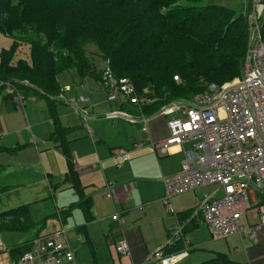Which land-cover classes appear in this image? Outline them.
<instances>
[{
	"label": "trees",
	"instance_id": "1",
	"mask_svg": "<svg viewBox=\"0 0 264 264\" xmlns=\"http://www.w3.org/2000/svg\"><path fill=\"white\" fill-rule=\"evenodd\" d=\"M181 1L0 0V34L12 39L8 48L0 49V94L12 99L4 90L9 85L23 97L31 93L47 98L54 125L51 140L67 161L64 181L76 192L81 189L67 148V129L60 126L53 101L63 92L57 78L62 72L79 77L95 73L87 43L95 45L99 61L109 59L116 76L131 80L139 96L154 99L142 109L148 115L175 99L190 100L210 83L222 85L239 76L247 41L245 15L226 6ZM260 4L264 31V0ZM21 44L27 45V59L14 57ZM18 148L0 146V151ZM90 204L81 198L72 206L89 219ZM33 228L28 203L0 211V232ZM39 234L37 230L33 237ZM30 248L27 240L10 253L19 259ZM198 264L240 263L218 252Z\"/></svg>",
	"mask_w": 264,
	"mask_h": 264
},
{
	"label": "crops",
	"instance_id": "2",
	"mask_svg": "<svg viewBox=\"0 0 264 264\" xmlns=\"http://www.w3.org/2000/svg\"><path fill=\"white\" fill-rule=\"evenodd\" d=\"M96 68L99 70L100 66L95 65ZM67 76L57 77L63 92L53 101L54 111L60 126L67 129V148L72 156L73 171L81 189L80 192H76L71 183L64 181L68 170L67 161L62 151L57 148L58 143L51 140L50 135L54 125L49 111V102L47 98L31 93L24 95V101L33 103L29 105L22 103L20 106H17L12 99H5L3 94H0L2 107L8 109L3 112L1 118L7 116L21 119L18 124L20 126L14 128H11L14 121L10 123L2 121V125L0 122V141H3L0 146L9 149L19 147L17 149L19 150L28 145L24 150L34 154L33 160L26 162L25 153H22L24 150L20 151V154H15L16 151H0V191L10 186L28 183L31 185L35 181H37L35 183L46 181L50 190L56 189L59 184H67L66 189H70L68 193L70 200L63 201L61 210L58 212L62 220L58 219L60 226L67 217L72 219L65 230L67 240L74 251L76 264H152L148 257L156 249L162 248L170 253L183 248L182 240H177L172 245L167 244L170 233L176 225L182 226L183 235L189 239L188 254L182 259L183 261L189 257L185 263L193 261L192 264H198L210 259L206 253H193L206 250L212 255L211 258L219 252L227 254L240 264H264V227L256 233L254 239L242 234L239 236L242 241L241 249L234 247L229 250V248L215 247V242L207 228L198 223L197 208L200 201L207 194H221L219 189L200 188L178 195L173 199L176 213L170 214L166 211L160 201L164 191L163 178L180 172L183 149L189 148L190 143L171 146L165 152L151 147L150 141L156 142L168 136L165 116L148 115L133 105L107 101L100 76L93 73L87 75L92 78L91 81L90 79L80 80L77 84L76 91L80 92L79 96L86 98L81 91L88 96V99L86 98L88 106L85 107L88 114L84 121L80 114L66 105L65 92L71 90L68 83H77L72 73H68ZM83 83L84 85L87 83L89 91H85V86L79 87L81 90L78 89V86H83ZM36 97L42 98L41 102H44L47 111H41L43 117L40 120L34 116V105H40V102H35ZM86 103L81 104L86 105ZM16 107L19 110H16ZM112 112L116 114H111ZM145 116H147L146 133H143L141 127ZM3 127L11 128L9 130L11 134L7 138L4 137ZM20 129L31 130L30 137L27 133L28 142L17 140L16 132ZM34 139L39 142H34ZM115 148L125 149L128 159L122 162L115 157L112 154ZM5 152L20 158L18 167L7 172H5L7 168L5 165H8L9 158L2 154ZM51 159L54 160L56 169H60V172H56L55 167L51 166ZM31 161L34 165L40 163L41 166L47 163L48 168L44 166L42 171L38 168L35 170L25 164ZM55 175H61V182L53 181ZM34 177L37 178L31 181ZM108 184L109 190L106 189ZM108 192L110 197H106ZM81 198L88 199L91 203L89 219H86L85 213L79 207L72 206ZM35 199V201L39 200V198ZM114 213L119 214V221L111 218ZM255 220L253 215L247 214L243 217V225L248 226ZM51 230L44 234H48ZM32 237L33 235L29 239ZM243 237L250 240L247 247L243 245ZM122 238L128 243V255H120L115 251V243ZM23 242H12L8 247L12 264H16L18 259L16 253H10V249ZM202 257L208 258L198 262ZM5 261L8 263V260Z\"/></svg>",
	"mask_w": 264,
	"mask_h": 264
},
{
	"label": "built area",
	"instance_id": "3",
	"mask_svg": "<svg viewBox=\"0 0 264 264\" xmlns=\"http://www.w3.org/2000/svg\"><path fill=\"white\" fill-rule=\"evenodd\" d=\"M244 2L249 7V34L239 76L222 85L210 83L206 91L188 101L161 106L153 115L166 117L168 136L149 143L161 152L190 143L189 148L183 149L180 172L163 178L160 201L168 213L175 214L174 197L200 188L219 189V197L207 194L197 208L198 223L215 239L242 234L254 239L264 227V204H260L264 197V31L257 12L261 0ZM100 81L108 101L126 102L139 111L154 101L139 96L129 78L116 76L107 58L101 60ZM6 91L13 93L14 89L7 87ZM13 101L20 106L24 99L15 92ZM85 102L87 99L82 96L75 100V103ZM146 118L143 117V133H146ZM112 154L122 162L128 159L123 148L113 149ZM106 189L109 190V184ZM106 197H110L109 192ZM247 214L256 220L245 226L240 220ZM111 218L119 221V214L114 213ZM177 240L183 242L181 250L167 253L158 248L149 255V262L176 264L185 258L189 239L183 235L180 225L174 227L167 244ZM30 245L16 264H76L67 231L62 226L33 237ZM4 249L0 240V251ZM115 251L128 255L127 241L119 239Z\"/></svg>",
	"mask_w": 264,
	"mask_h": 264
},
{
	"label": "rangeland",
	"instance_id": "4",
	"mask_svg": "<svg viewBox=\"0 0 264 264\" xmlns=\"http://www.w3.org/2000/svg\"><path fill=\"white\" fill-rule=\"evenodd\" d=\"M180 3L184 4V5H192V6H197V7L205 6V5H221V6H226L228 8H231L237 14L243 13L245 15L244 16L245 22L247 24V38H248V34H249L248 27L249 26H248L247 15L249 13V8L246 7L244 0H183ZM260 10H261V4H259L257 12ZM11 43H12V39L10 37L3 35V34H0V49L1 48H8ZM85 48L87 51L90 52L89 55L93 59V61L95 62V65L97 67L100 66L99 58L96 55L97 49H96L95 45L93 43H87L85 45ZM27 56H28L27 45L21 44L18 47L14 57H21V58L27 59ZM240 70H241V67H240ZM68 73H72V72H62V74H60L59 77H61V78L65 77V76L68 77L67 76ZM72 74L74 75L77 83L76 84H72L70 82L68 83V84H70L71 90L65 92V99L67 101L66 105L68 108L70 107V109L75 111L77 114H80L81 118L85 121V119L87 118V114H88L87 113L88 110L85 107L88 106V103H86V105H82L81 103H75V100H76L75 97H78L80 95L79 94L80 92L79 91L77 92L76 90H77V84L79 83L80 80L90 79V81H91L92 78H90L89 76L79 77V76L75 75L74 73H72ZM95 74L100 76L98 74L97 68L95 69ZM239 74H240V72H239ZM179 81H180L179 79L176 80V82H179ZM7 87H11V86L7 85ZM7 87H5V89H4L5 92H6ZM79 87H84L85 91L90 90V88L87 86V83H85V85L83 83V86H81V85L78 86V89L81 90V88H79ZM81 94H83L88 99L87 94H85L82 91H81ZM179 100L186 101L187 99L186 100L182 99V98L181 99H175L171 102H176ZM41 101H43L42 98H39V97L35 98L36 103L40 102V105H37V104L34 105V109H35L34 116L38 120L42 119V117H43V114L41 111H46L45 105L43 104L44 102H41ZM24 103H26V105H29L33 102H29V101L25 100L23 102V104ZM123 104H128V103L124 102ZM2 106H3V104L0 103V122H1V125H2V121H5L7 123L14 121L11 128L20 126L18 124L21 121V119L19 120L15 117L10 118L7 116L5 118H1L3 116V112L5 110H8L7 108L2 107ZM16 110H19V108L16 107ZM115 117H117V116H115ZM21 124H22V122H21ZM11 128H5L4 129V127H3V129H4L3 134H4L5 138H7V136H9L11 134V132H9V130H11ZM27 133L29 134V137H30V133H31L30 129L18 130L16 132L17 140L19 142H22L23 140H27L25 142H28L29 138L27 136ZM34 142H39V141L37 139H34ZM0 143H3V141H0ZM27 147H28V145H27ZM27 147L16 150L15 154H20V151H23ZM22 153H25L24 157L26 159V162H28V160H33L32 156L34 154L32 152H30L29 150H24V152H22ZM2 154L9 158L7 161L8 165L7 164L5 165L7 167L5 172L11 171L13 168L18 167L17 164H18V160L20 158H17L15 154H10V153H6V152L2 153ZM25 164H28V166H30L31 168H33L35 170L38 168L42 171L44 166H46V168H48L47 163L44 166L43 165L41 166L40 163H37V165H34L32 163V161L29 163H25ZM50 164L52 167L53 166L55 167V168L54 167L53 168H54V170H56V172H60V169H56V164L54 163V160L51 159ZM60 176L55 175L53 177V181L55 183L57 181H60ZM36 178L37 177L32 178L31 181L36 179ZM35 182H37V181H35ZM35 182H34V184H31V185H29V183H28V184H24V185L21 184V185H16V186H10L6 190L0 191V211L6 210L7 208H10V207L11 208L16 207L20 204L29 203L30 217L36 223V229L35 230H29L28 232H0V240L2 241V243L5 246V249L0 251V264H12L10 262L9 253H8V247H10L12 242L26 241L32 235H34L37 230L39 231V233L44 234L53 228H57V227L59 228L60 227V224H59L60 217H59L58 212L61 210L60 208L63 205V201L64 200H70V199H68L69 198L68 193H70V189L69 188L66 189L67 184H59V186L56 187V189L50 190L47 186L46 181H41L38 183H35ZM220 195H221L220 193H217L215 196L219 197ZM35 198H39V200L35 201L36 200ZM60 220H62V219H60ZM71 222H72V219H69L67 217L66 220H64L62 227L64 229L68 228L69 225L71 224ZM240 222L243 224V218L240 220ZM212 239L215 242V245H216L215 247H217V248H223L224 247L227 249L229 248V250H231L234 247H238L241 249L242 241L240 240L238 235H233V236H229V237L222 238V239H215V238H212ZM249 243H250V240H248L246 238L243 239V245L245 247H247ZM193 253H202V254L206 253V254H208V256H210L209 258H211V256H212L206 250L195 251ZM196 256H198V255H196ZM204 258H208V257H204ZM204 258L202 257L201 259L198 260V262L203 260ZM188 259H189V257L187 259L183 260L184 262L181 260L182 262L180 261L179 264L185 263ZM5 260H8V263H6ZM191 262H193V261H189V263H185V264H192Z\"/></svg>",
	"mask_w": 264,
	"mask_h": 264
}]
</instances>
